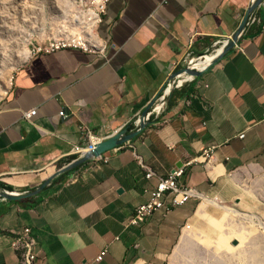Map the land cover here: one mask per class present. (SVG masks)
<instances>
[{
    "label": "crops",
    "instance_id": "crops-1",
    "mask_svg": "<svg viewBox=\"0 0 264 264\" xmlns=\"http://www.w3.org/2000/svg\"><path fill=\"white\" fill-rule=\"evenodd\" d=\"M253 2L110 0L98 29L106 56L63 48L31 55L17 68L0 98V184L30 192L53 178L36 195L0 196V264H19L11 242L25 227L38 264H163L178 241L187 242L183 226L212 204L193 197L127 226L159 177L183 167L184 185L203 199L226 200L237 174L264 165L262 0L236 44L174 88L137 136L58 173L87 130L105 138L136 126L188 57L216 52Z\"/></svg>",
    "mask_w": 264,
    "mask_h": 264
},
{
    "label": "rangeland",
    "instance_id": "rangeland-1",
    "mask_svg": "<svg viewBox=\"0 0 264 264\" xmlns=\"http://www.w3.org/2000/svg\"><path fill=\"white\" fill-rule=\"evenodd\" d=\"M88 18V0H0V98L34 45L85 37L91 32ZM236 184L233 196L216 200L240 213L207 206L205 216H192L183 226L189 239L178 241L163 264H264V165H249Z\"/></svg>",
    "mask_w": 264,
    "mask_h": 264
},
{
    "label": "built area",
    "instance_id": "built-area-1",
    "mask_svg": "<svg viewBox=\"0 0 264 264\" xmlns=\"http://www.w3.org/2000/svg\"><path fill=\"white\" fill-rule=\"evenodd\" d=\"M109 1L110 0H88V21L91 24V32L87 33L85 37L72 35L49 39L46 42L34 45L29 51V56L37 53H51L63 48H78L84 52L95 53L99 56H106L109 44L98 34V32L94 31L95 27L102 21ZM249 18L254 20V16L252 15ZM204 56L205 54L187 59L185 62V67H195L194 62L197 59L203 58ZM195 68L198 67L196 66ZM186 75L188 74H183L179 77L168 80L162 92L157 96L149 108L147 118L153 115H159L163 111L167 98L172 89L181 86L186 78H194L191 75ZM35 112L36 109L33 108L31 110L25 111L23 115L25 118L29 119L35 114ZM59 114L63 117L64 111L61 110ZM139 120L140 119H138L136 126L138 125ZM241 136H243V134H241ZM101 139V137H98L90 130H87L85 143L82 145L76 144L72 152L78 155L82 154L83 152L91 149L93 145ZM205 155H208V153ZM141 164L147 171L145 174L146 178L151 177L154 174L153 171L142 162ZM183 174V167H178L174 168L166 176L159 177L156 188L148 191L147 200L135 208L132 216L127 222V226H142L154 212L160 209H168V206L170 205H182L192 197L198 196L202 198L194 188L184 185L180 181V178L183 176ZM34 242L35 239L32 235L30 227H25L18 237L13 238L11 244L18 253L19 264H38L36 254L33 250ZM100 258L101 256H98L97 259Z\"/></svg>",
    "mask_w": 264,
    "mask_h": 264
},
{
    "label": "water",
    "instance_id": "water-1",
    "mask_svg": "<svg viewBox=\"0 0 264 264\" xmlns=\"http://www.w3.org/2000/svg\"><path fill=\"white\" fill-rule=\"evenodd\" d=\"M262 2V0H254V2L249 6L247 9L242 21L240 22L237 30L232 34V36L224 42L218 49H220V52L216 54V56L206 64L203 68H195V67H183L179 71H176L174 74H172L171 79L175 77H179L183 74H189L192 77H197L201 75L210 65L215 63L217 60H219L230 48H232L236 42L238 41L239 37L241 36L246 23L249 19V16L251 12ZM154 101H152L142 112L141 118L139 120V123L135 128L129 129L128 127L121 128L120 130H117L116 132L110 134L109 136L102 138L98 142H96L91 149L88 151L83 152L80 156H78L76 159L70 161L65 166L59 169L58 173H62L64 171H67L69 169H72L83 162L97 158L103 155L104 152L113 149L127 141H130L132 138L137 136L146 126L150 124V120L147 118V113L149 111V108L153 104ZM53 176L47 178L38 188L30 191V192H18V191H12L7 189L0 188V196L4 199L9 200H18L22 198H26L29 196H33L38 194L51 180Z\"/></svg>",
    "mask_w": 264,
    "mask_h": 264
},
{
    "label": "bare ground",
    "instance_id": "bare-ground-1",
    "mask_svg": "<svg viewBox=\"0 0 264 264\" xmlns=\"http://www.w3.org/2000/svg\"><path fill=\"white\" fill-rule=\"evenodd\" d=\"M218 52H220V49H218L216 52L205 54V56H204L203 58L197 59V60L194 62V66H195V67L197 66L198 68H203L204 66H206V64H207L208 62H210V61L216 56V54H217ZM186 76H189V74L186 75ZM172 90H173V89H172ZM172 90H171V91H172ZM85 150H87V149H85ZM203 201H204V203H202V204H212V205H214L216 208L225 209V210L228 211V212H234V213H237V214L240 213L236 208H232V206L229 207V206L223 205V204L219 203L218 201H216V200H214V199H212V198L205 197V198L203 199ZM239 201H240V200H239ZM254 216H255V215H254ZM261 224H262V223H261ZM186 238L189 239V236H187Z\"/></svg>",
    "mask_w": 264,
    "mask_h": 264
},
{
    "label": "trees",
    "instance_id": "trees-1",
    "mask_svg": "<svg viewBox=\"0 0 264 264\" xmlns=\"http://www.w3.org/2000/svg\"><path fill=\"white\" fill-rule=\"evenodd\" d=\"M128 128H129V129H133V128H134V125H129ZM73 158H75V156H74ZM0 186H1V187H4V188H6V189L11 190V187H10V186L4 185V184H0Z\"/></svg>",
    "mask_w": 264,
    "mask_h": 264
}]
</instances>
